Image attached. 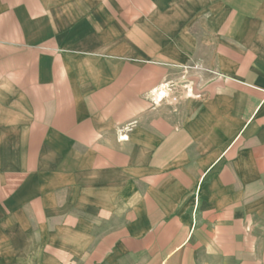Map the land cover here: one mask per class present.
I'll use <instances>...</instances> for the list:
<instances>
[{"label":"crops","instance_id":"crops-1","mask_svg":"<svg viewBox=\"0 0 264 264\" xmlns=\"http://www.w3.org/2000/svg\"><path fill=\"white\" fill-rule=\"evenodd\" d=\"M0 264H264V0H0Z\"/></svg>","mask_w":264,"mask_h":264},{"label":"rangeland","instance_id":"rangeland-1","mask_svg":"<svg viewBox=\"0 0 264 264\" xmlns=\"http://www.w3.org/2000/svg\"><path fill=\"white\" fill-rule=\"evenodd\" d=\"M187 81H189L188 77L186 79ZM181 86H185V84H182ZM186 86H191L189 82L186 83ZM182 90L184 91V87L182 88Z\"/></svg>","mask_w":264,"mask_h":264},{"label":"bare ground","instance_id":"bare-ground-1","mask_svg":"<svg viewBox=\"0 0 264 264\" xmlns=\"http://www.w3.org/2000/svg\"><path fill=\"white\" fill-rule=\"evenodd\" d=\"M162 90H164V89H162ZM162 90H161V91H162ZM160 93H161V92H160ZM162 94H163V93H162ZM165 94H167V93H165ZM160 95H161V94H160ZM163 95H164V94H163ZM163 95H162V97H163ZM160 98H161V97H160Z\"/></svg>","mask_w":264,"mask_h":264}]
</instances>
